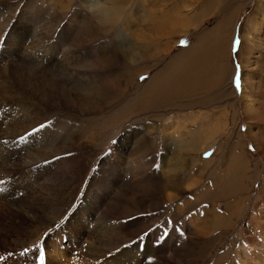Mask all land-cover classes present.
Wrapping results in <instances>:
<instances>
[{"label": "rangeland", "instance_id": "obj_1", "mask_svg": "<svg viewBox=\"0 0 264 264\" xmlns=\"http://www.w3.org/2000/svg\"><path fill=\"white\" fill-rule=\"evenodd\" d=\"M87 3L0 0V264H247L264 243V0H205L185 32L179 0H129L103 29ZM224 18V80L204 63L180 87L183 51Z\"/></svg>", "mask_w": 264, "mask_h": 264}, {"label": "bare ground", "instance_id": "obj_2", "mask_svg": "<svg viewBox=\"0 0 264 264\" xmlns=\"http://www.w3.org/2000/svg\"><path fill=\"white\" fill-rule=\"evenodd\" d=\"M208 1L211 2L215 0H208ZM228 1L229 0H226V1L220 0L221 4H224V3L226 4L228 3ZM122 2L124 4H127L129 0H122ZM204 2L205 0H179L178 7H179V17L182 18L180 20V23L182 22L181 23L182 27L180 25L182 32L189 31L191 30L190 28L198 29L201 27L199 26L200 22L199 23H195V22L202 20L204 15L207 14L205 13V11L199 12V9H201V4H204ZM235 18L237 17L235 16ZM229 24L231 23H229L227 18L221 19L212 31H210L209 33H205L204 36L202 35V37L197 41V43L194 46L189 47L183 51V55H185V58L183 59L181 63H179V69L178 70L176 69L177 71L175 73L176 76H178L179 78L180 87H183V86L188 87L189 85L191 86V84L203 85L204 79L206 80L209 77L206 74H204V72L202 73L201 68L204 66L203 65L204 63L205 64L207 63V65L209 64L210 66L208 67V69L209 70L211 69V72H214V74H212L214 76V77L212 76L213 77L212 80H214V82L220 83L224 80L225 78L224 75L226 73L225 72L226 66L224 64L226 60L224 59L228 56L227 51L228 52L230 51V47L228 50L227 46H225V43H226L225 34L228 33L229 28H231ZM253 28L256 31L258 30L254 27L253 21H249L247 25V30H246L247 31L246 38L249 40L253 38L252 34L254 32H251ZM259 30H260L259 34L262 33L261 26L259 27ZM255 38L257 39V44H260L262 41L261 37L259 35L258 36L256 35ZM209 70L207 72L208 75H209ZM255 87H256L255 82H253L252 87H251L252 92L256 91ZM161 89H162V86H161ZM247 90L248 89H247L246 83L244 82L242 84V93H243L244 98L249 95L248 92H246ZM253 102H254L253 97L252 98L248 97V100L245 101V104L249 108L248 110L252 109ZM21 198L22 197L20 198L17 197L16 199L19 200ZM21 202H22L21 206L27 204L26 199H21ZM258 248H259V251H255V253H253V251H250L249 258L247 259V264H264V243L259 244Z\"/></svg>", "mask_w": 264, "mask_h": 264}, {"label": "clouds", "instance_id": "obj_3", "mask_svg": "<svg viewBox=\"0 0 264 264\" xmlns=\"http://www.w3.org/2000/svg\"><path fill=\"white\" fill-rule=\"evenodd\" d=\"M128 11L122 0H88L86 12L103 29L119 25Z\"/></svg>", "mask_w": 264, "mask_h": 264}, {"label": "snow or ice", "instance_id": "obj_4", "mask_svg": "<svg viewBox=\"0 0 264 264\" xmlns=\"http://www.w3.org/2000/svg\"><path fill=\"white\" fill-rule=\"evenodd\" d=\"M236 43L239 44L240 41L237 40ZM3 44H4V38H0V49L3 48ZM141 79H144V78L142 77ZM237 87H239V80H237ZM50 125H51V121H49L47 124H43V123L40 124L39 127L33 128L32 131L27 134V136H21V138H20L21 141H24L28 137H31V136H34L37 133H40L42 130L48 128ZM5 143H7V141H5ZM113 143H115V141H113ZM57 159H59V157H57ZM45 163L46 164L50 163V161H46ZM0 192H3L2 188H0ZM67 221L70 222V217L67 218ZM149 235H150V232L149 231H145L144 234L139 237V243H143L145 241V238L148 237ZM161 239H163V237H161ZM134 243H136V241H134ZM125 247H128V245H125ZM38 251H39V249H38ZM28 252H29V249L27 247H25L23 249V251H21L19 253V255H20L21 258H26L27 255H28ZM39 258L41 260V264H43V262H44V254L42 252L39 253Z\"/></svg>", "mask_w": 264, "mask_h": 264}]
</instances>
